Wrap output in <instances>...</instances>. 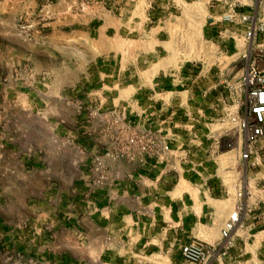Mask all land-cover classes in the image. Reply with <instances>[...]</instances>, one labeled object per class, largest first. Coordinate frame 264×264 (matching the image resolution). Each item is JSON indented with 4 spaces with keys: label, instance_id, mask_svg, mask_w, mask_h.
<instances>
[{
    "label": "rangeland",
    "instance_id": "1",
    "mask_svg": "<svg viewBox=\"0 0 264 264\" xmlns=\"http://www.w3.org/2000/svg\"><path fill=\"white\" fill-rule=\"evenodd\" d=\"M231 2L0 0V103L47 107L52 121L53 108L62 109L58 140L68 145L66 130L77 126L98 145L93 161L115 150L123 113L163 131L176 158L167 169L181 178L170 196L186 203L187 236L215 244L239 212L227 254L209 264H264V134L244 161L239 121L250 117L242 76L250 63L264 74V35L248 41L244 24L222 21ZM90 127L98 135L84 134ZM75 143L87 156V145ZM179 248L147 260L171 264Z\"/></svg>",
    "mask_w": 264,
    "mask_h": 264
},
{
    "label": "crops",
    "instance_id": "2",
    "mask_svg": "<svg viewBox=\"0 0 264 264\" xmlns=\"http://www.w3.org/2000/svg\"><path fill=\"white\" fill-rule=\"evenodd\" d=\"M53 109L54 121L47 107L0 103V264H152L151 256L173 257L178 243L171 264H183L181 246L197 238L187 236L190 219L179 211L185 201L170 196L181 178L154 158L110 160L107 181L95 186L98 145L77 126L63 144V110ZM15 111L29 124L10 119ZM75 142L87 145V156Z\"/></svg>",
    "mask_w": 264,
    "mask_h": 264
},
{
    "label": "built area",
    "instance_id": "3",
    "mask_svg": "<svg viewBox=\"0 0 264 264\" xmlns=\"http://www.w3.org/2000/svg\"><path fill=\"white\" fill-rule=\"evenodd\" d=\"M263 4L264 0H232L222 21L244 24L246 39L254 41L264 35V18H260L264 11L255 7ZM239 86L244 88L249 100L250 117L239 120L245 131V148L241 157L249 162L256 149L255 145L264 134V74L255 63H250ZM125 116L123 113L120 117L115 150L109 148L103 154L94 157L91 170L95 174L93 181L95 186H102L107 181L105 172L110 160L136 163L144 158H154L157 164L167 166L172 161L173 149L168 135L161 130L152 131L144 125L128 123ZM238 222L239 212H236L226 222L222 238L215 244H207L198 239L183 244L181 246L183 264H209L216 256H225L231 246L230 239Z\"/></svg>",
    "mask_w": 264,
    "mask_h": 264
},
{
    "label": "bare ground",
    "instance_id": "4",
    "mask_svg": "<svg viewBox=\"0 0 264 264\" xmlns=\"http://www.w3.org/2000/svg\"><path fill=\"white\" fill-rule=\"evenodd\" d=\"M185 184H187V183H184V182H183V183L181 184V186H185Z\"/></svg>",
    "mask_w": 264,
    "mask_h": 264
}]
</instances>
